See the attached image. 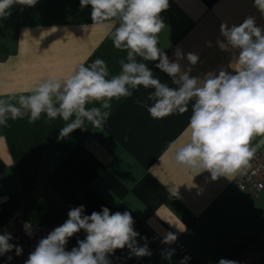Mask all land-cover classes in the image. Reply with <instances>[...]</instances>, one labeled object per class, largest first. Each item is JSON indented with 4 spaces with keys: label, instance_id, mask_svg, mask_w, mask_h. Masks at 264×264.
Returning <instances> with one entry per match:
<instances>
[{
    "label": "crops",
    "instance_id": "1",
    "mask_svg": "<svg viewBox=\"0 0 264 264\" xmlns=\"http://www.w3.org/2000/svg\"><path fill=\"white\" fill-rule=\"evenodd\" d=\"M90 12L91 6L81 9L80 0L14 5L9 16L0 18V93H24L42 78L66 76L97 58L107 63L110 76L119 74L127 53L114 47L105 29L92 24ZM161 16L166 27L158 46L182 71L190 68L191 76L218 73L221 67L234 71L233 52L217 44L225 40L221 23L231 27L253 16L264 27V14L254 0H169ZM188 53L199 57L195 65ZM157 62L145 61L154 77L177 87L155 68ZM152 91L140 86L130 97L113 99L102 128L85 122V129L64 139L59 134L66 122L46 115L35 123L25 117L0 127V234L25 201L34 206L32 224L40 239L62 225L72 207L83 205L85 215L108 207L110 213H131L134 229L147 238L137 237L138 244L147 242L152 252L129 258L127 248L116 250L109 257L112 264H180L185 256L190 257L187 264H218L221 258L264 264V193H240L233 185L237 174L213 180L207 171L197 174L174 163L170 146L189 139L192 102L184 114L153 119L142 106L150 103ZM14 227H19L17 221ZM168 233L177 236L170 245L162 243ZM85 236L83 230L75 234L66 250ZM171 249L169 261L161 254Z\"/></svg>",
    "mask_w": 264,
    "mask_h": 264
},
{
    "label": "clouds",
    "instance_id": "2",
    "mask_svg": "<svg viewBox=\"0 0 264 264\" xmlns=\"http://www.w3.org/2000/svg\"><path fill=\"white\" fill-rule=\"evenodd\" d=\"M37 2L0 0V18L9 16L14 5L31 7ZM88 6L92 24L105 29L114 47L127 53L126 62L120 61V73L110 76L107 63L97 58L90 65H77L66 76L42 78L24 93H0V127L25 117L30 124L35 123L46 115L49 120L66 122L59 134V139H64L77 129H85V122L102 128L111 115V101L130 97L132 90L142 86L153 89L147 96L150 103L142 105L153 119L184 114L192 102L189 139L170 146L174 163L197 174L207 171L213 180L222 176L230 179L247 170L264 145V27L257 26L253 16L231 27L221 23L225 40H217V44L222 51L233 52L230 67L234 71L221 67L218 73L191 76L190 68L182 71L181 65L170 62L158 46L159 34L166 27L161 13L169 8V0H80L82 10ZM254 6L264 14V0H254ZM207 43L211 47V42ZM176 56H181L179 50ZM187 59L195 65L199 57L188 53ZM145 61H158L155 68L166 73L177 87L154 77ZM90 104L98 106L88 107ZM256 137L262 138L253 145ZM84 212L83 205L72 207L68 219L39 240L24 264H112L109 257L125 248L129 258L152 255L147 242L138 244L140 234L129 211L110 213L108 207H102L91 215ZM81 230L85 238L66 250L70 238ZM28 234H32L30 230ZM12 239L7 231L0 234V256L13 250L17 256L22 255V247L10 243ZM176 240L175 234L168 233L162 243L170 245ZM174 251L166 250L161 255L171 261ZM189 259L185 256L180 264H187ZM218 264L238 262L221 258Z\"/></svg>",
    "mask_w": 264,
    "mask_h": 264
},
{
    "label": "built area",
    "instance_id": "3",
    "mask_svg": "<svg viewBox=\"0 0 264 264\" xmlns=\"http://www.w3.org/2000/svg\"><path fill=\"white\" fill-rule=\"evenodd\" d=\"M251 166L243 173L237 174L233 181L234 187L244 195L258 196L264 193V148L256 152L254 158L250 162ZM3 200L0 198V214L2 212ZM19 223V227H14V222ZM28 225V229L25 228ZM31 231V235L28 234ZM12 234L13 239L11 243L19 245L23 249L20 256L15 254V250L0 256V264H24L28 259L29 254L34 251L39 242V235L35 232L33 224L25 217L24 206L14 214L10 221L3 228V232ZM8 256L12 259L9 261Z\"/></svg>",
    "mask_w": 264,
    "mask_h": 264
},
{
    "label": "trees",
    "instance_id": "4",
    "mask_svg": "<svg viewBox=\"0 0 264 264\" xmlns=\"http://www.w3.org/2000/svg\"><path fill=\"white\" fill-rule=\"evenodd\" d=\"M24 211H25V217L26 219L30 222L33 223L34 221V215H35V211H34V206L33 204L29 203L28 201H25L24 204Z\"/></svg>",
    "mask_w": 264,
    "mask_h": 264
}]
</instances>
